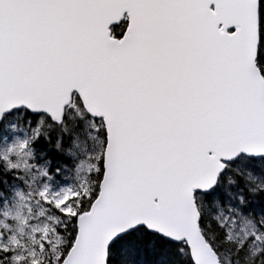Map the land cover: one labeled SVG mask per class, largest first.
<instances>
[{"label": "snow or ice", "instance_id": "obj_1", "mask_svg": "<svg viewBox=\"0 0 264 264\" xmlns=\"http://www.w3.org/2000/svg\"><path fill=\"white\" fill-rule=\"evenodd\" d=\"M0 264H264V0H0Z\"/></svg>", "mask_w": 264, "mask_h": 264}]
</instances>
